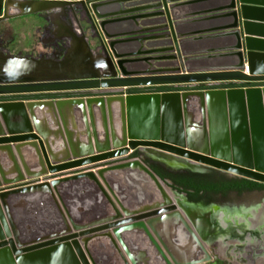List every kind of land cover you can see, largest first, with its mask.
I'll use <instances>...</instances> for the list:
<instances>
[{
	"label": "water",
	"instance_id": "95a60500",
	"mask_svg": "<svg viewBox=\"0 0 264 264\" xmlns=\"http://www.w3.org/2000/svg\"><path fill=\"white\" fill-rule=\"evenodd\" d=\"M260 2L7 1L0 22L81 3L103 53L81 37L96 73L69 77L7 76L4 64L0 95L120 93L0 101V264H101L93 246L120 264L213 260L206 245L221 232L214 209L189 202L130 156L264 183V86L122 90L264 82V37H253L264 23L251 19L264 18ZM10 3L22 10L10 14ZM208 22L220 25L196 29ZM65 58L53 61L67 66Z\"/></svg>",
	"mask_w": 264,
	"mask_h": 264
},
{
	"label": "rangeland",
	"instance_id": "374dc122",
	"mask_svg": "<svg viewBox=\"0 0 264 264\" xmlns=\"http://www.w3.org/2000/svg\"><path fill=\"white\" fill-rule=\"evenodd\" d=\"M8 0H0V16L5 14V7ZM22 1V0H17ZM26 1V0H24ZM33 1V0H28ZM56 1H73V2H81L83 0H56ZM85 8L81 3H76L71 7H65L62 12H42L29 14L24 16L13 17L9 20H4L0 22V46L5 51L6 55H11L13 57H27L28 59L35 58L36 59H50L54 60H62L66 54L69 52L70 44L73 42V34L79 37L78 41H82L83 37L92 52H97L98 54L103 53V49L101 47L100 41L98 37H94L96 32L93 30V23L90 21L89 15L85 12ZM71 27L73 30H76L74 33H68L67 27ZM12 57V58H13ZM30 57V58H29ZM41 61V60H38ZM246 85V84H245ZM252 85V84H248ZM223 87V86H222ZM200 88V87H199ZM201 88H206L201 86ZM184 90H187L184 88ZM120 90H105V91H83V92H61L56 93L54 95H59V97L66 96H93V95H112L118 94ZM128 89L122 90L123 93L129 94ZM48 94H16V95H0V101L7 99L11 100H32L37 98H47ZM132 158V156H130ZM145 162V159H149L146 155L142 154L141 157ZM128 159V158H127ZM226 174V173H224ZM228 177L240 178L237 176H230V174H226ZM165 182V181H164ZM167 186L171 189L168 182H165ZM172 190V189H171ZM175 191V190H173ZM176 192V191H175ZM205 203V202H204ZM203 203V204H204ZM210 204V205H208ZM205 206H210L211 209L219 208L223 209H231V208H240L243 206H259L260 213L264 215V197L259 194H244L240 197H231L229 195L227 199L220 200L215 199L213 197L211 200L207 201L204 204ZM223 208V209H222ZM255 208V207H252ZM253 215L249 218L248 222L253 221V227H255L254 217L258 213L257 210L253 211L251 209ZM250 210V211H251ZM221 214H225L224 211ZM223 219V218H222ZM264 219V216L262 217ZM234 221L236 219H233ZM242 220V219H241ZM245 221L247 219H244ZM239 222V219L236 220ZM264 222V220H262ZM261 222V223H262ZM229 223V222H228ZM228 223H224L223 226L221 224V232L217 239L214 241H220V247L216 248V246L208 247L209 252L214 256V259L206 264H259L260 261H263L261 258V254L259 252L262 251L261 245L262 242L259 237H253L254 241L251 242L253 246H256L255 249H248L244 244V238H248V235H243V229L238 228V232L234 231ZM256 224H259L256 222ZM223 227V228H222ZM230 227V229H229ZM246 231V230H245ZM234 233H238L240 237H235ZM244 237L243 240L240 239ZM249 239V238H248ZM213 241V242H214ZM233 241L240 242L237 243V249L234 251L235 253H231L229 248L233 244ZM254 242V243H253ZM94 249L91 248L90 252L93 257L99 261L101 264H120L118 259L113 260V258L109 256V252L106 254L103 247L93 246ZM222 249V256L217 255L215 257L216 250ZM241 249V250H238ZM227 254V255H225ZM229 254V255H228ZM107 258V259H106ZM98 261V262H99ZM264 264V263H263Z\"/></svg>",
	"mask_w": 264,
	"mask_h": 264
},
{
	"label": "trees",
	"instance_id": "16d2710c",
	"mask_svg": "<svg viewBox=\"0 0 264 264\" xmlns=\"http://www.w3.org/2000/svg\"><path fill=\"white\" fill-rule=\"evenodd\" d=\"M159 88L162 92L163 90H167L168 87ZM138 92H141L140 89H129V93ZM131 156L132 158L141 157L142 153L135 151ZM145 163L149 165V167L163 181L168 182L172 190L185 194L187 199L191 202H198L200 200L209 201L213 197L220 195L227 196V194L231 191L242 192L264 186V184L245 178L229 179L226 174L219 172H192L188 169L168 167L160 162L152 161L150 159H145Z\"/></svg>",
	"mask_w": 264,
	"mask_h": 264
},
{
	"label": "bare ground",
	"instance_id": "6f19581e",
	"mask_svg": "<svg viewBox=\"0 0 264 264\" xmlns=\"http://www.w3.org/2000/svg\"><path fill=\"white\" fill-rule=\"evenodd\" d=\"M20 4L26 5L27 3L23 2ZM21 6H19L18 3H10L9 4V13L14 14V13L20 12L22 10ZM75 31L76 30H73L71 27H69V26L67 27L68 33H74ZM74 43H75L74 41L71 42V44H70L71 47H70L69 52L67 53L66 58H65V61L67 62V66L65 65L66 63H63V61L56 63L53 60H51L50 62H48L46 60L38 61V60L28 59L27 57L26 58H21V57L12 58L11 56L6 55L5 51L0 46V75L4 74L3 72H1L4 64L7 66H10L7 68H11L9 70L10 72H9V74H7V76H15L18 78H22L25 76H28V77H31V76L32 77H38V76L41 77L42 76L44 78H51V76L52 77H54V76H59V77L60 76H63V77L68 76L69 77V76H77V75H84V74L86 75V74L96 73V69L92 65L90 58H87V56H86L87 55L86 53H88V47H87L85 41L82 40L80 43L78 41V44H79L78 46H74ZM90 54L93 55L94 58H97V60H102V59L107 60V57L105 55H101L100 57H96L97 54L95 55V53H91V52H90ZM38 68L43 69V71L38 69ZM105 71H102L100 73H103ZM11 73H13V74H11ZM170 194L172 195V197H173V195L175 196V194H172V193H170ZM175 199H177V197ZM175 201H177V200H175ZM219 229L222 230L221 228H219ZM218 242L221 244L220 241H218ZM206 246L208 248L209 244H207ZM219 251H221V250H219ZM221 253H223V252L221 251Z\"/></svg>",
	"mask_w": 264,
	"mask_h": 264
},
{
	"label": "flooded vegetation",
	"instance_id": "af4514ba",
	"mask_svg": "<svg viewBox=\"0 0 264 264\" xmlns=\"http://www.w3.org/2000/svg\"><path fill=\"white\" fill-rule=\"evenodd\" d=\"M54 94H56V93H48V97L47 98H43V99H48V98H60L59 97V95H54ZM71 97V96H70ZM9 100H11V99H7V101H9ZM3 101V100H2ZM212 172H217V171H211V172H208V173H212ZM219 173H223V172H219ZM224 174V173H223ZM227 174V173H226ZM230 176H232V175H230ZM228 177V176H227ZM229 179H236V178H234L233 176L232 177H228ZM259 183V182H258ZM261 184H264V183H261ZM244 194H259V195H262L263 197H264V186L263 187H257V188H253V189H249V190H245V191H242V192H238V191H231V192H229L228 194H227V196H217V197H215V199L217 198V199H220L221 201L222 200H225V199H227V197L229 196V195H231V197L233 196H235V197H240L241 195H244ZM189 201V200H188ZM189 202H191V201H189ZM207 203V201L206 200H200V201H198V202H191V203H195V204H202V206H203V209H205V208H209L208 206H205L204 204L205 203ZM204 203V204H203ZM208 205H210V204H208ZM252 207H255V208H252ZM223 209V208H222ZM251 209H254L253 211H256L257 210V212L258 211H260V207L259 206H255V205H253V206H243V207H240V208H231V209H223V210H221V209H219V208H215L213 211H214V213L212 212V213H210L209 214V218H211V220H214L215 219V221H216V228H217V230L219 229V228H221V224L223 225V226H227V225H224V223L226 222V224L228 223V226L230 225V227H232V228H234L233 230L235 231L236 230V232H238L239 230H238V228L239 229H243V231H244V233H243V235H248L249 237V239L248 238H244L243 236L240 238V239H242L243 240V238H244V242H246V244H244L246 247H248V249H256L257 247L256 246H253L252 244H251V242L252 241H254V239H253V237H259V239L261 240V242H262V245H261V249H262V251L261 252H259L260 254H261V256L263 255V257L261 258L263 261H260L259 262V264H263L264 263V222H262V220H264V219H262V217L264 216L263 215V213H260V212H258L256 215H255V219H254V221H255V223H254V225H255V227H253V221H251V222H248V220H249V218L253 215V213H252V210ZM251 210V211H250ZM223 211H224V215L223 214H221V213H223ZM208 213V212H207ZM214 218V219H213ZM223 218V219H222ZM233 219H236V220H240V221H244L245 223H243V222H239V221H234ZM242 219V220H241ZM244 219H247L246 221L244 220ZM256 222L257 223H259V224H256ZM262 222V223H261ZM230 227H229V229H230ZM223 228V227H222ZM220 230V229H219ZM238 230V231H237ZM246 230V231H245ZM223 231V230H222ZM218 235H219V233H218ZM218 235H217V237H218ZM234 236L235 237H240L239 235H238V233L236 234V233H234ZM217 237L215 238V239H217ZM214 239V240H215ZM216 242V243H215ZM237 243H240V242H236V241H233V244L231 245V247L229 248V250L231 251L230 252V256H232L231 255V253H235L234 251H236V247H237ZM254 243V242H253ZM211 246H216V248L218 247H220V243L218 242V241H214V242H210L209 243V246L208 247H210L211 248ZM221 251H222V249H220ZM238 250H241V249H238ZM221 251H217L216 250V253H215V257H217V255H220V256H222V254L223 253H221ZM220 252V253H219ZM225 255H227V254H225ZM229 255V254H228ZM213 256V255H212ZM223 257V256H222ZM213 259H214V256H213Z\"/></svg>",
	"mask_w": 264,
	"mask_h": 264
},
{
	"label": "crops",
	"instance_id": "0c3cea01",
	"mask_svg": "<svg viewBox=\"0 0 264 264\" xmlns=\"http://www.w3.org/2000/svg\"><path fill=\"white\" fill-rule=\"evenodd\" d=\"M261 0H249L250 3L255 4L256 6L254 7H259L257 4H261L263 2H260ZM212 9H220V8H212ZM221 9H224V6H222ZM196 13H202V12H206V11H211L208 8H205L204 10H195ZM257 16H251V19H254L255 21H253V23H264L262 21H264V18H261L260 15L255 14ZM217 25H220L219 22L214 23V22H208V23H203L200 25H197L196 29H200L201 30H205V29H215L214 27H217ZM253 36L256 39H263L264 34H261L259 32H256ZM213 47H220V46H213ZM229 84H231L232 87H247L248 85H245L244 83H236V82H230ZM200 86H203V84H200ZM250 86V85H249ZM251 86H264V82L261 83H253ZM159 87H168L167 90H163V91H184V88L187 89L189 86L188 85H179V86H151V87H141V88H137L140 89L141 92L138 93H142V92H161V89ZM201 88V87H200ZM129 90V89H128ZM162 91V92H163ZM129 93V91H128ZM69 97V96H66ZM85 97V96H82ZM42 99V98H41ZM4 101V100H3Z\"/></svg>",
	"mask_w": 264,
	"mask_h": 264
},
{
	"label": "built area",
	"instance_id": "2783aa9c",
	"mask_svg": "<svg viewBox=\"0 0 264 264\" xmlns=\"http://www.w3.org/2000/svg\"><path fill=\"white\" fill-rule=\"evenodd\" d=\"M229 83L230 82H227V83L218 82V83L203 84V86L206 87V88H199L200 84H191V85H188L189 87L187 88V90H200V89L209 90V89H228V88H233L231 86V84H229Z\"/></svg>",
	"mask_w": 264,
	"mask_h": 264
}]
</instances>
